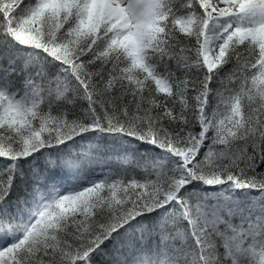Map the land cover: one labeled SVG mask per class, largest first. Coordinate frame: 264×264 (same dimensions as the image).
Masks as SVG:
<instances>
[{
  "label": "snow or ice",
  "instance_id": "6c2138e0",
  "mask_svg": "<svg viewBox=\"0 0 264 264\" xmlns=\"http://www.w3.org/2000/svg\"><path fill=\"white\" fill-rule=\"evenodd\" d=\"M0 264H264V0H0Z\"/></svg>",
  "mask_w": 264,
  "mask_h": 264
}]
</instances>
